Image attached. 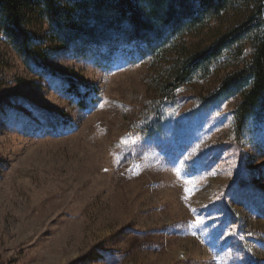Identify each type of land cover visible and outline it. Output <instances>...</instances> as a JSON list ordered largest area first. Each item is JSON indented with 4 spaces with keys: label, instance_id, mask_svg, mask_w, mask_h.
<instances>
[{
    "label": "rangeland",
    "instance_id": "obj_1",
    "mask_svg": "<svg viewBox=\"0 0 264 264\" xmlns=\"http://www.w3.org/2000/svg\"><path fill=\"white\" fill-rule=\"evenodd\" d=\"M178 52L0 36V264H264V120L237 134L222 67L166 100Z\"/></svg>",
    "mask_w": 264,
    "mask_h": 264
},
{
    "label": "trees",
    "instance_id": "obj_2",
    "mask_svg": "<svg viewBox=\"0 0 264 264\" xmlns=\"http://www.w3.org/2000/svg\"><path fill=\"white\" fill-rule=\"evenodd\" d=\"M0 36L26 68L62 47L140 59L178 49L166 100L222 67L219 94L240 98L237 134L264 120V0H0Z\"/></svg>",
    "mask_w": 264,
    "mask_h": 264
},
{
    "label": "snow or ice",
    "instance_id": "obj_3",
    "mask_svg": "<svg viewBox=\"0 0 264 264\" xmlns=\"http://www.w3.org/2000/svg\"><path fill=\"white\" fill-rule=\"evenodd\" d=\"M186 191H187V189H186ZM194 211V210H193ZM197 223H200V221H197Z\"/></svg>",
    "mask_w": 264,
    "mask_h": 264
}]
</instances>
